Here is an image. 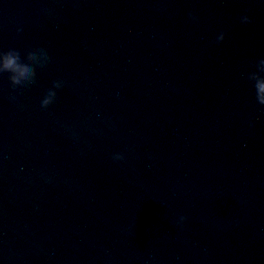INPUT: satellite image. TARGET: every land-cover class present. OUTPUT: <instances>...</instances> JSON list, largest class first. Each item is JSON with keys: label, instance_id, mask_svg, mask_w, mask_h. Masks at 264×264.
Segmentation results:
<instances>
[{"label": "water", "instance_id": "obj_1", "mask_svg": "<svg viewBox=\"0 0 264 264\" xmlns=\"http://www.w3.org/2000/svg\"><path fill=\"white\" fill-rule=\"evenodd\" d=\"M35 47L0 77V264H264V0H0V50Z\"/></svg>", "mask_w": 264, "mask_h": 264}, {"label": "clouds", "instance_id": "obj_2", "mask_svg": "<svg viewBox=\"0 0 264 264\" xmlns=\"http://www.w3.org/2000/svg\"><path fill=\"white\" fill-rule=\"evenodd\" d=\"M249 12H251V9H247L246 13L240 17V23L245 25L252 23L251 17L247 14ZM191 18L193 20L197 19L194 14ZM21 32L22 29H17L18 36ZM226 35V33L221 32L217 37L216 43H224ZM51 62V55L47 49L42 47L26 49L23 54L21 50L16 48H9L6 51L0 50V77L7 74L11 90L15 92L18 89L35 85L38 82L37 69H45ZM254 67L257 71L251 72L248 75V80L254 84L257 103L264 107V59L254 62ZM64 87V81H54L53 87L47 90L45 97L41 100V108L47 110L56 103L58 99L57 90H61ZM9 98L15 99L14 96ZM113 159L118 162L124 161L125 156L123 154H115ZM187 220V216H180L178 224L183 226Z\"/></svg>", "mask_w": 264, "mask_h": 264}]
</instances>
